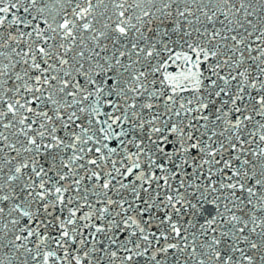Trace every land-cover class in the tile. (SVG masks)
<instances>
[{
    "label": "snow or ice",
    "instance_id": "obj_1",
    "mask_svg": "<svg viewBox=\"0 0 264 264\" xmlns=\"http://www.w3.org/2000/svg\"><path fill=\"white\" fill-rule=\"evenodd\" d=\"M0 264H264V0H0Z\"/></svg>",
    "mask_w": 264,
    "mask_h": 264
}]
</instances>
